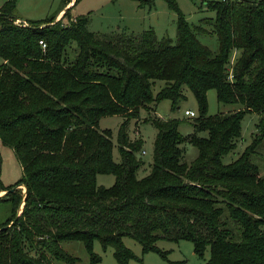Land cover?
Masks as SVG:
<instances>
[{"label":"trees","instance_id":"obj_1","mask_svg":"<svg viewBox=\"0 0 264 264\" xmlns=\"http://www.w3.org/2000/svg\"><path fill=\"white\" fill-rule=\"evenodd\" d=\"M166 1L177 13L174 43L152 28L91 31L88 15L71 14L79 0L57 20L62 8L24 19L26 25L15 23L16 0L0 6V142L22 170L12 185L0 182V192L7 191L0 204L8 207L0 221V264H77L64 241H81L97 263L95 240L112 247L118 264H128L135 255L124 237L163 257L157 241L189 240L199 258L208 252L203 264H264V173L253 161L264 148V0H201L213 16L196 25ZM208 32L217 36L215 51L197 38ZM155 80L164 85L154 94ZM183 86L199 113L185 136L177 119L154 114L164 99L175 110ZM210 89L228 105L214 115L207 114ZM142 108L156 133L149 172L138 177L143 139H130L127 129ZM246 114L258 116L256 132L224 163ZM108 115L123 116L118 162L111 131L98 125ZM184 142L198 149L189 163ZM98 174L114 175V183L98 185Z\"/></svg>","mask_w":264,"mask_h":264},{"label":"rangeland","instance_id":"obj_2","mask_svg":"<svg viewBox=\"0 0 264 264\" xmlns=\"http://www.w3.org/2000/svg\"><path fill=\"white\" fill-rule=\"evenodd\" d=\"M6 0H0V6ZM64 0H16V14L26 20L43 19L55 15L62 7ZM71 1V0H70ZM74 1V0H73ZM179 11L185 19L191 24L196 25L201 18L213 16V12L201 8V0H173ZM72 14V12H71ZM74 15H88L90 18L88 28L91 31L111 32L124 31L128 33H138L145 29L152 28L157 37L166 36L176 42V21L177 13L166 0H154L151 6H140L138 0H79L73 8ZM17 19L15 23L23 24L24 20ZM200 42L211 50L217 48V36L212 32L196 34ZM238 52L231 57L233 64ZM164 85V81L155 80L153 85L154 94L157 93ZM185 97L179 100L177 108L171 109V101L164 99L156 105L154 114L162 118H175L179 121L178 130L185 136L194 132L195 119L199 113L197 103L192 92L183 86ZM208 115H214L220 110H224L228 105L219 103L216 99V91L210 89L207 92ZM152 105V104H151ZM150 105V106H151ZM185 110H191L194 116L185 115ZM153 114V113H152ZM147 115L145 109L140 110L139 119H131L128 124V135L130 139L142 138L143 144L136 155L141 158L144 163L137 172L138 177L145 176L150 169L152 162L153 139L156 133L155 127L151 122H145L144 117ZM258 116L256 114H246L242 121V135L237 141L236 147L223 156L224 163L235 160L243 151L246 145L251 142L253 134L256 132ZM123 121L121 115L103 116L99 120V128L109 129L111 131V140L113 142L112 157L115 161H119V152L117 148V136L120 123ZM204 134V133H198ZM184 147L183 160L190 162L195 159L198 149L189 142L182 143ZM144 150V152H143ZM259 168L260 173H264V148H258L253 155ZM22 176L20 162L15 156L13 150L0 142V182L4 186L15 183ZM114 175L98 174L97 184L103 186H111L114 183ZM24 191V185L20 186ZM5 191L0 192L4 194ZM23 205V204H22ZM21 205V207H22ZM8 214L6 204H0V221H4ZM264 230V223L262 224ZM123 242L135 255L128 261V264H203L208 258L206 252L204 258H199L193 252L192 242L189 240H159L156 245L163 251H166L165 257L156 251L142 252L141 246L135 240L124 237ZM61 247L78 258L77 264H91L88 253L81 241H64ZM93 251L101 256V260L93 264H118L112 247L103 249L100 242L95 240L93 243ZM53 264H67L61 260H53Z\"/></svg>","mask_w":264,"mask_h":264},{"label":"crops","instance_id":"obj_3","mask_svg":"<svg viewBox=\"0 0 264 264\" xmlns=\"http://www.w3.org/2000/svg\"><path fill=\"white\" fill-rule=\"evenodd\" d=\"M73 2L74 1L71 0L70 2H68V4H66V6L62 7V9L56 15V20L59 19L63 15V12L65 11V9L68 8V7H70L73 4ZM71 12H72V15L73 16H76V15L73 14V9L71 10ZM19 19H21V18H19ZM22 20H24V19H22Z\"/></svg>","mask_w":264,"mask_h":264},{"label":"built area","instance_id":"obj_4","mask_svg":"<svg viewBox=\"0 0 264 264\" xmlns=\"http://www.w3.org/2000/svg\"><path fill=\"white\" fill-rule=\"evenodd\" d=\"M22 25H26L25 21L23 22ZM39 43L42 45V48L44 49L46 45L43 42V40H40ZM184 113H185V115H189V116H194L195 115V113L193 111H191V110H185ZM143 152H144V150H143Z\"/></svg>","mask_w":264,"mask_h":264},{"label":"water","instance_id":"obj_5","mask_svg":"<svg viewBox=\"0 0 264 264\" xmlns=\"http://www.w3.org/2000/svg\"><path fill=\"white\" fill-rule=\"evenodd\" d=\"M24 190H25V186H24ZM7 191H5V193H6ZM7 226H4L3 228H6Z\"/></svg>","mask_w":264,"mask_h":264}]
</instances>
